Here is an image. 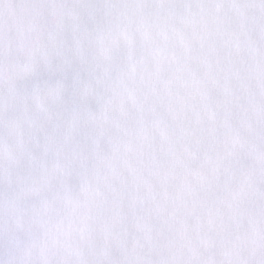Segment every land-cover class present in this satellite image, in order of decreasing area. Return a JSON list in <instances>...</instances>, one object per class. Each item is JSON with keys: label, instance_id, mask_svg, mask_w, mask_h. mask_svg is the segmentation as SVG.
Returning <instances> with one entry per match:
<instances>
[{"label": "snow or ice", "instance_id": "obj_1", "mask_svg": "<svg viewBox=\"0 0 264 264\" xmlns=\"http://www.w3.org/2000/svg\"><path fill=\"white\" fill-rule=\"evenodd\" d=\"M0 264H264V0H0Z\"/></svg>", "mask_w": 264, "mask_h": 264}]
</instances>
